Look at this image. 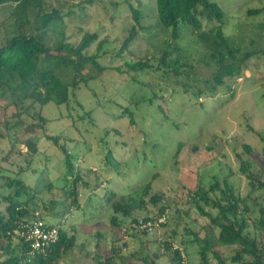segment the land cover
I'll return each instance as SVG.
<instances>
[{
	"label": "rangeland",
	"instance_id": "obj_1",
	"mask_svg": "<svg viewBox=\"0 0 264 264\" xmlns=\"http://www.w3.org/2000/svg\"><path fill=\"white\" fill-rule=\"evenodd\" d=\"M209 1L224 12L222 30L230 44L242 53L257 54L249 59L240 77L225 80L215 95L203 90L201 96H197L196 80L210 78L214 69L206 65L205 47L197 32L193 34L183 24L179 38L173 40L171 29L158 21L156 0L30 1L32 5L40 3L43 12L59 10L63 16L60 29L71 43H77L85 32L97 33L88 55L95 51L98 41L106 40L98 58L106 70L87 87L81 85L70 106L49 103L41 110L38 104L31 106L30 101H24L16 109H0V176L15 178L21 169L31 166L33 170L17 176L29 186L28 193L33 194L29 198L38 204L47 222L60 223L75 238L73 247L54 264H97L114 254L113 264H171L175 249L166 251L163 241L177 247L183 264H199L200 248L193 243L191 233L214 239L218 229H211L208 219L199 216L189 193L229 176L235 192L245 197L250 187L239 173L237 155L249 159L255 170H264L263 144L250 131L264 135V0ZM131 5L142 9L140 27L127 51L117 56L133 25ZM13 10L12 4L0 6V46L16 33ZM253 10L259 13L248 14ZM211 22L208 28L216 25L215 20ZM48 35L49 45H54L56 34ZM164 48H176L171 59L192 68L182 66V75L176 78L171 71L136 72L125 66L139 60L155 64ZM92 67L84 65L83 73L95 72ZM55 74L68 83L76 77L72 68ZM9 101L8 97L4 104ZM125 108L133 114V125L123 114ZM40 115L49 121L47 134L59 136L74 157L79 175L74 188L67 184L60 151L43 138L37 119ZM28 140L39 141L35 155L28 150ZM244 144L251 148L249 156ZM8 150L11 155L4 159ZM109 152L110 161L106 162ZM151 182L150 195L160 194L161 201L156 206L147 204L145 210L132 216L157 215L162 207L166 226L145 235L132 230L131 218L121 217L119 226L112 227L105 194L114 192L126 198ZM263 194L257 191L247 199L251 223L261 218ZM249 231L258 234L264 244L263 228L256 230L250 224ZM219 250L226 257L232 253L229 248ZM210 262L216 264L213 259Z\"/></svg>",
	"mask_w": 264,
	"mask_h": 264
},
{
	"label": "trees",
	"instance_id": "obj_2",
	"mask_svg": "<svg viewBox=\"0 0 264 264\" xmlns=\"http://www.w3.org/2000/svg\"><path fill=\"white\" fill-rule=\"evenodd\" d=\"M30 1L0 0V6L7 4L14 6V25L17 29L16 33L10 37L7 36L5 43L0 46V109L3 111H6L7 107L16 109L24 101H30L31 106L38 104L41 110L49 103L68 107L73 101L71 99L74 97L75 91L81 85L87 87L90 81L97 79L106 70L98 62L106 40L98 41L95 51L88 55L89 47L98 39L97 33L85 32L77 43H71L68 41L64 30L60 29L63 26V16L59 10L52 9L43 12L40 3L37 2V5H32ZM156 7L160 25L165 29H171L173 40L179 38V34H181L179 26L183 24L189 26L188 29L193 34L197 32V39L205 47L206 65H213L214 69L210 78L195 79L197 96H201L203 90L210 95H215L225 80L240 77L249 59L257 54V51L242 53L239 48L230 44L222 30L224 12L216 3L209 0H156ZM130 11L133 25L128 36L121 42L116 53L117 56L127 51L129 45L136 39V30L140 27L143 16L142 9L131 5ZM254 13H259V10L248 12V14ZM211 20H215L216 25L213 24L211 28H208V25L213 23ZM261 25V28H264V23ZM203 27L208 29L202 30ZM49 32L53 36L56 34L54 39L52 38L54 45H49L51 41ZM177 51L176 48H171V51L164 48L160 56L155 59V64L149 60H139L126 62L125 66L136 72L154 69L156 71L162 70L168 74V71H171L173 76L178 78L182 75L180 72L182 66L188 69H191L192 66L183 65L179 59H171V53ZM262 52L264 53V51ZM64 54L71 56V58H64ZM86 64H92L95 72L83 73V67ZM71 68L76 77L70 83L55 74V71ZM186 75L189 76V74ZM8 97L10 98L9 103L4 104ZM76 103L83 107L78 101ZM15 114L20 115L18 111ZM123 114L128 117L130 124L133 125L132 112L125 108ZM80 118L82 119V117ZM37 119L44 134L43 138L46 142L50 141L60 151L61 160H64L67 184L74 188L79 180V175L75 172L73 155L69 153L65 144L60 143L59 136L47 134L48 119L41 115ZM250 131L254 132L260 139L264 154V135L252 129ZM0 137H2L1 134ZM38 142L27 141L28 150L32 155L39 151ZM243 149L247 156L252 153L248 145L244 144ZM10 155L11 152L8 150L4 159L9 158ZM110 157L109 152L105 158L106 162L110 161L108 159ZM237 157L239 173L245 177L250 187V191L245 197L235 192L228 179L229 176L223 180H214L207 188L198 186L189 193V198L199 216L208 219L211 229H218L214 239L207 236L199 238L196 233H191L193 243L200 248L198 252L199 264H211L210 259H213L216 264H241L245 261H248V264H264V244L258 240V234L249 231L250 224L256 230L264 229V210H260L261 218L251 223L249 215L251 208L247 203V199L255 192L263 191L264 193V170H255L253 163L249 159L244 160L242 155H237ZM31 170L33 169L30 166L21 169L19 173ZM17 176L15 178L0 176V206L4 205L3 209H0V247L3 250V254L0 255V264H54L66 251L73 247L75 238L72 235L69 236L62 229L60 223L55 224L46 221L38 209V204L29 198L33 197L31 192L28 193L29 186ZM72 176L74 177L73 180L70 178ZM155 176L154 174L153 180ZM151 184L152 182L146 184L138 191L139 193L137 192L138 194L133 193V196L126 198L118 196L114 192L105 194L107 208L112 212L110 218L112 227L119 226L118 219L121 217L131 218L132 224H138L139 222H158L161 216H165L162 207L159 208L157 215L132 216L138 210H145L147 204L156 206L161 201L160 194L150 195ZM84 185V187L87 186V184ZM2 190H6L7 193H3ZM72 194H74V190ZM35 212L39 213L38 217L34 215ZM36 218L45 221L47 224L59 226V240L45 255L40 253L30 255L29 246L15 234L16 231L20 230V223ZM165 218L167 220L166 216ZM166 223V221L161 222L157 227L164 228ZM132 230L134 229L132 228ZM137 232L145 235L151 233L147 230ZM13 240H16V244H12ZM163 243L166 251L172 250L173 244L170 245L167 241H163ZM221 248L222 250L229 248L232 253L226 257L219 250ZM113 256L99 260L97 264H113ZM183 262L180 252L173 250L171 264H183Z\"/></svg>",
	"mask_w": 264,
	"mask_h": 264
},
{
	"label": "built area",
	"instance_id": "obj_3",
	"mask_svg": "<svg viewBox=\"0 0 264 264\" xmlns=\"http://www.w3.org/2000/svg\"><path fill=\"white\" fill-rule=\"evenodd\" d=\"M38 214L35 212L34 215L38 217ZM165 221V216H161L158 222H139L132 224L131 228L135 231L147 230L151 232L159 223ZM15 234L29 246L30 255L36 253L45 255L59 240V226L47 224L45 221L36 218L20 223V230L16 231ZM172 248L177 250V247H173V245Z\"/></svg>",
	"mask_w": 264,
	"mask_h": 264
}]
</instances>
